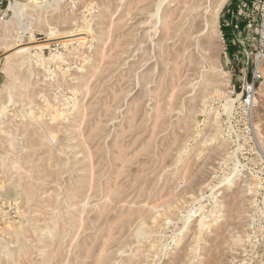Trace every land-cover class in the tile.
Here are the masks:
<instances>
[{
	"label": "rangeland",
	"instance_id": "rangeland-1",
	"mask_svg": "<svg viewBox=\"0 0 264 264\" xmlns=\"http://www.w3.org/2000/svg\"><path fill=\"white\" fill-rule=\"evenodd\" d=\"M217 4L2 1L0 264H264V0Z\"/></svg>",
	"mask_w": 264,
	"mask_h": 264
},
{
	"label": "bare ground",
	"instance_id": "bare-ground-1",
	"mask_svg": "<svg viewBox=\"0 0 264 264\" xmlns=\"http://www.w3.org/2000/svg\"><path fill=\"white\" fill-rule=\"evenodd\" d=\"M198 2H201V1H203V0H197ZM210 1V0H209ZM217 5H215L214 6V8L212 9V12H211V14H210V16H209V21H211L212 23H213V21H214V19H215V17H216V15L218 14V12L221 10V8L223 7V4L225 3V0H217ZM25 6L26 5H21V4H19V3H16L15 2V4L13 3H11L10 5H9V9L8 10H12L13 12H14V15L15 16H20V14L22 15V13H23V11H24V9H25ZM191 7V6H190ZM194 7V6H193ZM192 11V10H191ZM193 11H194V9H193ZM192 11V12H193ZM207 24L209 25V22H207ZM216 24V23H215ZM19 46H22V45H17V46H15V47H12V49L13 48H17V47H19ZM31 47V46H30ZM30 47H28V46H25V47H23V48H20V49H18V50H16L15 52H13L12 54H10L8 57H7V63H6V70H10V71H12L13 69H14V65H16V64H11L10 62H9V60H10V58H12V56H17V55H20V54H24V53H27L28 51H29V49H30ZM141 229H143V228H141ZM142 231V230H141ZM143 233V232H142Z\"/></svg>",
	"mask_w": 264,
	"mask_h": 264
},
{
	"label": "built area",
	"instance_id": "built-area-1",
	"mask_svg": "<svg viewBox=\"0 0 264 264\" xmlns=\"http://www.w3.org/2000/svg\"><path fill=\"white\" fill-rule=\"evenodd\" d=\"M236 27L238 29V24H234L233 28ZM262 57L261 54L257 55V59L258 61H260L259 59ZM257 72H255L253 74V80L251 82L249 81H245L242 85V96L239 102V106L240 107H244L247 109L248 111H252L255 103H256V96H257Z\"/></svg>",
	"mask_w": 264,
	"mask_h": 264
},
{
	"label": "trees",
	"instance_id": "trees-1",
	"mask_svg": "<svg viewBox=\"0 0 264 264\" xmlns=\"http://www.w3.org/2000/svg\"><path fill=\"white\" fill-rule=\"evenodd\" d=\"M236 20L235 19H232V21H231V25H232V28H233V25L236 23L235 22ZM246 22V21H245ZM246 25V23H242V27H244ZM229 41V40H228ZM230 45V48L232 47V45L231 44H229ZM232 49V48H231ZM232 51V50H231ZM233 52V51H232ZM249 77H251V76H249Z\"/></svg>",
	"mask_w": 264,
	"mask_h": 264
},
{
	"label": "crops",
	"instance_id": "crops-1",
	"mask_svg": "<svg viewBox=\"0 0 264 264\" xmlns=\"http://www.w3.org/2000/svg\"><path fill=\"white\" fill-rule=\"evenodd\" d=\"M2 1H3V0H0V7H1Z\"/></svg>",
	"mask_w": 264,
	"mask_h": 264
}]
</instances>
